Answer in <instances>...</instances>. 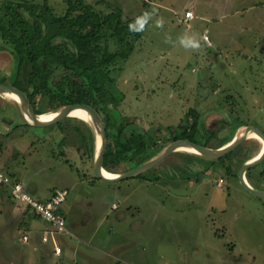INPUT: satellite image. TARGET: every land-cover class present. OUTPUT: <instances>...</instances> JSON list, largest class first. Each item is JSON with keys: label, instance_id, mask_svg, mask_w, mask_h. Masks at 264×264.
<instances>
[{"label": "rangeland", "instance_id": "374dc122", "mask_svg": "<svg viewBox=\"0 0 264 264\" xmlns=\"http://www.w3.org/2000/svg\"><path fill=\"white\" fill-rule=\"evenodd\" d=\"M85 1L99 2L97 9L120 7L124 19L138 21L147 14L148 27L134 51L115 66L113 77L123 96L114 109L113 120L118 122L122 117L132 124L128 129L137 127L140 131H156L161 137H168L169 129L182 123L187 111L194 108L200 113L203 125L213 131L219 129V136L232 137L241 125L255 127L264 133V50L261 59L257 58L256 51L247 45L248 33L236 34L239 43L230 48L218 46L216 42V46H208L201 40L199 28L202 26L189 31L186 20L178 22L171 16L165 23L154 18L151 9L158 0H123L122 5L109 0ZM47 3L57 15L65 12L66 0H47ZM188 38L198 41L199 48L186 47L182 41ZM12 59L10 53L0 47L3 84L12 81L15 75ZM226 95L232 99V107L225 101ZM6 108L0 103V118L5 116ZM221 120L226 123L220 131L224 124ZM59 121L62 128L70 129V136L59 145L50 143L48 138L46 141L34 138L31 133L18 137L25 125L14 130H11L13 125L7 131L0 130V168L11 173L17 167L31 170L41 190L37 197H42L44 191L48 195L50 188L47 186L52 182L56 187L66 185L71 219L80 210L88 209L85 202L88 192H92L84 183L78 189L71 182V178L83 179L76 150L88 142L89 132L80 126L82 121L78 118ZM76 126L78 128L74 129ZM10 130L12 132L5 135ZM31 130L35 133L36 128ZM161 137L160 143L163 142ZM243 145L232 157L235 167L241 157L244 162L260 149L259 141L252 138L237 147ZM67 147L74 150L66 152ZM61 150L65 155L60 154ZM18 151L21 153L17 154ZM188 154L177 149L155 167L153 171L161 176L160 183L142 180L137 186L133 185L134 178L117 182L119 195L129 193L130 198L118 200L117 210L110 209L111 233L116 240H124L121 253L113 252L114 257L119 264H264V198L250 194L241 186L237 175L225 174L209 159L200 165L199 161H194L185 168L187 172L176 171L173 166H185V160L192 161L186 159ZM32 157L41 158L42 164H33ZM204 164L214 165V168L203 171ZM193 171H203V174L198 173L196 177ZM93 174L90 173L95 176ZM168 175L175 176L168 179ZM249 176L250 180L246 178L252 186L264 190V159L250 168ZM5 196L0 191V264H69L64 263L63 256H53L50 251L41 253L38 249H28V243H23L22 238L27 234L26 227L19 222V217L27 212L23 205ZM129 204L138 208L127 212L123 221H115L116 213L125 211ZM66 206L64 204V211H67ZM91 211L90 219L95 221V216H99L93 209ZM67 236L77 241L75 232L70 230ZM90 250L91 254H99L97 249ZM76 264L82 263L77 261Z\"/></svg>", "mask_w": 264, "mask_h": 264}, {"label": "trees", "instance_id": "16d2710c", "mask_svg": "<svg viewBox=\"0 0 264 264\" xmlns=\"http://www.w3.org/2000/svg\"><path fill=\"white\" fill-rule=\"evenodd\" d=\"M98 3L66 0L62 15H57L47 0L41 3L33 0H3L0 3V47L12 56L15 71L12 81L7 85L14 86L25 95L32 112H52L68 104H81L94 110L100 116L107 136L101 164L112 173L124 172L141 164L164 145L177 139L212 148L229 141L231 136H219V129L213 131L203 125L200 113L194 108L187 111L182 123L168 128V137H161L156 131H140L135 126L128 129L132 124L122 117L118 122L113 120L114 109L123 96L113 77L116 63L129 58L149 23L144 21L143 30L134 31L132 28L139 27L136 19H124L120 7L97 9ZM231 100L226 95L225 101L229 105ZM221 121L224 124L220 131L226 123L225 120ZM59 123L56 122L55 126L70 136V129L62 128ZM160 137L162 143L159 142ZM59 143L62 142H57V145ZM244 146L210 161L212 164L217 163L225 174L237 175L236 167H239L244 157H241L236 167L232 157ZM88 154L91 158L92 146ZM186 157L192 161L185 160V166H173L176 171L184 173L187 172L185 168L194 161H199V165L206 161L193 153ZM129 163V166L124 165ZM212 166L204 164L202 170L214 168ZM154 169L133 178L161 182V176ZM249 170L246 177L250 180ZM193 172L197 177L199 172ZM174 176L168 175V179ZM34 216L40 219L36 214Z\"/></svg>", "mask_w": 264, "mask_h": 264}, {"label": "crops", "instance_id": "0c3cea01", "mask_svg": "<svg viewBox=\"0 0 264 264\" xmlns=\"http://www.w3.org/2000/svg\"><path fill=\"white\" fill-rule=\"evenodd\" d=\"M110 1L116 2L117 4L121 5L123 2V0H109V2ZM185 11H191L192 16L188 18L185 17ZM151 14L154 15V18L161 19L165 23L168 22L171 16H174L177 21L179 20L178 22L186 20L189 31H195L197 30L198 26H202V29L201 27L199 28L201 40L206 45L205 41L203 40V35L206 34L209 38V41L211 42V44L208 46H216L214 45V43L216 42L218 46L222 45L226 48H230L231 45L239 43L236 40V34L239 35L242 33H248L250 37L246 40V42L248 43L247 45H250L251 49L256 51V57L261 59L260 54L264 50V0H158V2L155 3V7L151 9ZM191 21H194L193 24H191ZM219 39L221 40V42L218 41ZM0 103H4L6 107H8L6 108L5 116L0 118L1 131H7L11 125H13L11 130H14V128H16L17 126L21 127L25 125L26 128H22L23 130H19L17 134L18 137H24L26 134L31 133L34 138H38L39 140L42 139L44 141L46 138H48V141H50V143H64L67 139L65 133L61 132L55 126V124L46 125L43 127H34L36 128V130H34L35 133H33L31 130L33 126H29L25 123L21 116L18 105L13 100V98H6L5 96L0 95ZM69 119L75 118L69 117ZM80 126L87 132H89V135L87 133L86 137L88 138L89 136L88 142L86 144L84 143L81 149L78 148L76 150L78 151L77 153L79 155L77 161L79 163L80 169L83 172V179H81V181L71 178V182L72 186L76 184L78 186V189L80 186H84L83 183L86 184L89 189H91L92 192H88V198H86L85 202L88 204V211L86 209L82 211L80 210V213L76 217L70 219L68 212L71 209V206L67 202L69 188L66 185H64L65 187H56V185H54L52 182L51 185L47 186V188H50L49 194L47 195L46 191H44L43 193H41L42 197H37L36 194H38L40 188L37 182L32 178L31 170H28L27 168L22 170L21 168L17 167L15 172L11 173L5 171L2 168L1 169L11 174L17 180L21 181L24 188L37 199H48L55 189L65 188L68 190L66 199L60 206V210L66 218L67 231L65 232L58 233L52 230L49 224L42 221L41 219L36 218L33 212H31L23 205L24 212H27V214L24 213L26 217H24V215L20 216L19 222H24V226L26 227L27 234L24 235L27 236V240L22 242L28 243L29 250L35 251L36 249H38L41 253L43 251H50L53 256L59 258H62L63 256L64 263L69 264H71L72 262L76 263L77 261L81 262L82 264H119V261L116 259V257H114L113 252L121 253L124 240H116V238L113 237L111 228H109L110 225H108L109 213L110 209L117 210L119 208L120 203H118V200H127L128 198H130V195L129 193H126L122 196L119 195V191L117 190L119 189V186H116L117 182H104L96 178L95 176L90 175V173L93 174V155L90 158L88 152L90 147L92 146L94 154L95 137L93 131L91 130V127L88 124L80 122ZM73 128L77 129L78 127L76 126ZM11 130L6 132L5 135H9L12 132ZM73 146L75 148L74 144ZM72 150L74 149L67 147V150L65 151L72 152ZM16 153L19 154L21 152L18 151ZM60 154L65 155L62 150ZM39 159L41 158L32 157L31 161L33 162V164H42ZM66 166L70 170L74 169L69 165ZM79 176L80 175H78V177ZM78 177L76 176V179ZM134 179L136 180V183L133 185L140 186L143 182L140 179ZM156 183H160V181H156ZM128 187H130V185ZM0 191L1 194L6 195V198H10L8 190L6 188L0 187ZM114 199L116 201H114ZM64 204H67V211H64ZM133 208H138V206L132 207V205L129 204L128 207H126L125 211H118L116 213L115 221H123L126 213L130 210H133ZM91 209H93L99 216L98 218L95 216V221H91L90 219L92 217ZM70 230L75 232L77 241L73 242L70 236H67V233H70ZM43 236H46L48 238L46 242H43L41 240ZM55 245H58L61 248L59 256L54 254ZM99 248L101 250H99ZM90 249H97L99 251V254H91L90 251L92 250ZM108 259H110V261L105 262Z\"/></svg>", "mask_w": 264, "mask_h": 264}, {"label": "water", "instance_id": "95a60500", "mask_svg": "<svg viewBox=\"0 0 264 264\" xmlns=\"http://www.w3.org/2000/svg\"><path fill=\"white\" fill-rule=\"evenodd\" d=\"M3 94H10L14 96V101L18 105L23 120L27 125L33 127H43L46 125L55 124L62 118L67 117L66 112L68 110L71 109L81 110L90 121L92 131L95 137V142H96V137H99L98 144L95 143L92 169L95 177L104 182H118L142 174L152 168H155L168 154H170L173 151H177V149L180 148L191 149L192 151H194L195 154L205 159H209V160L219 159L220 157L232 151L241 142L246 140L248 132L252 133L261 140L262 148L261 150L258 151L257 154L248 158L239 166L237 170V177L241 186L246 191H248L250 194L254 196L264 198V190L252 186L245 179L246 171L264 159V133L255 127L247 126V125L239 126L235 130L231 139L217 148L202 146L193 143L191 141H188L186 139H177L164 145L158 152H156L149 159L143 161L141 164L132 167L124 172L112 173L111 176H106L103 174L102 171L103 167L101 164V159L104 154L105 148L107 146V136L103 128L101 118L94 110L81 104H68V105L60 106L55 111H52L51 112L52 116H50L49 118L40 119L39 116L43 113L36 114L32 112L29 103L27 101V98L17 88L11 85L0 83V95Z\"/></svg>", "mask_w": 264, "mask_h": 264}, {"label": "built area", "instance_id": "2783aa9c", "mask_svg": "<svg viewBox=\"0 0 264 264\" xmlns=\"http://www.w3.org/2000/svg\"><path fill=\"white\" fill-rule=\"evenodd\" d=\"M192 13L185 12V17H191ZM203 40L207 45L211 42L206 34L203 35ZM0 187L8 190L10 198L17 203L24 205L31 212L36 214L42 221L49 224L50 228L58 233L67 231L66 218L60 210L61 204L65 201L68 194V190L65 188L53 190L51 196L46 199H37L31 195L23 186L22 182L17 180L11 174L5 172L0 168ZM114 206V205H113ZM23 240H27V236L24 235ZM43 242H46L48 238L43 236L41 238ZM61 248L58 245L54 246V254L59 255ZM76 264V263H72Z\"/></svg>", "mask_w": 264, "mask_h": 264}, {"label": "bare ground", "instance_id": "6f19581e", "mask_svg": "<svg viewBox=\"0 0 264 264\" xmlns=\"http://www.w3.org/2000/svg\"><path fill=\"white\" fill-rule=\"evenodd\" d=\"M2 96H5L6 98H11V99L13 98V100H14V96H12L10 94H3ZM50 116H52V113L51 112H48V113L41 114L39 117H40V119H45V118H49ZM66 116L67 117H75V118L81 119V120H83L86 124H88L91 127L90 121L85 116V114L81 110H79V109H71V110H68L66 112ZM91 129H92V127H91ZM249 138L258 140L259 143H260V149L259 150H261V148H262V142H261V140L257 136H255L252 133H249L248 132L247 133V139H249ZM98 142H99V137H96V142L95 143L98 144ZM179 150L180 151H183V152H186V153H193V154H195L194 151H192L191 149H188V148H180ZM102 171H103V174L106 175V176H111V174H112L111 172L105 170L104 168H102ZM245 179L249 183L248 179L247 178H245Z\"/></svg>", "mask_w": 264, "mask_h": 264}, {"label": "clouds", "instance_id": "9594fccd", "mask_svg": "<svg viewBox=\"0 0 264 264\" xmlns=\"http://www.w3.org/2000/svg\"><path fill=\"white\" fill-rule=\"evenodd\" d=\"M146 17H147V14H145V18ZM145 18L139 19L137 21L139 27L138 28H132V30H134V31L143 30ZM130 28H131V26H130ZM182 43H184L186 47H191L193 49H198L199 46H200L199 43H198V41H196V40H194L192 38H188L187 40L182 41Z\"/></svg>", "mask_w": 264, "mask_h": 264}]
</instances>
